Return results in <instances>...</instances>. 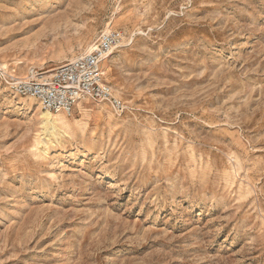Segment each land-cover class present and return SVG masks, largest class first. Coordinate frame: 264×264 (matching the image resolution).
Instances as JSON below:
<instances>
[{
	"label": "rangeland",
	"instance_id": "1",
	"mask_svg": "<svg viewBox=\"0 0 264 264\" xmlns=\"http://www.w3.org/2000/svg\"><path fill=\"white\" fill-rule=\"evenodd\" d=\"M112 32L123 113L10 91ZM0 264H264V0H0Z\"/></svg>",
	"mask_w": 264,
	"mask_h": 264
},
{
	"label": "built area",
	"instance_id": "2",
	"mask_svg": "<svg viewBox=\"0 0 264 264\" xmlns=\"http://www.w3.org/2000/svg\"><path fill=\"white\" fill-rule=\"evenodd\" d=\"M119 35L106 33L90 50L51 72L30 68L25 77L10 81L17 97L36 101L44 110L69 116L82 101L106 104L115 114L125 105L106 82L102 63L117 47Z\"/></svg>",
	"mask_w": 264,
	"mask_h": 264
},
{
	"label": "bare ground",
	"instance_id": "3",
	"mask_svg": "<svg viewBox=\"0 0 264 264\" xmlns=\"http://www.w3.org/2000/svg\"><path fill=\"white\" fill-rule=\"evenodd\" d=\"M109 55H110V54H109ZM51 71H52V70H50V71H48V72H51ZM46 115L49 116V117L54 118V121H58V119H59V118H58V117H59L58 115H53V116H52L49 112H47ZM57 118H58V119H57ZM63 133H64V132H63ZM66 135H67V134H66Z\"/></svg>",
	"mask_w": 264,
	"mask_h": 264
}]
</instances>
